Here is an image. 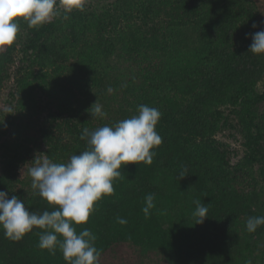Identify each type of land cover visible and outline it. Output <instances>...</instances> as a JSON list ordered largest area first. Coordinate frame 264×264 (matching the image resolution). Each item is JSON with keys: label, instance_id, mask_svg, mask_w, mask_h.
<instances>
[{"label": "trees", "instance_id": "trees-1", "mask_svg": "<svg viewBox=\"0 0 264 264\" xmlns=\"http://www.w3.org/2000/svg\"><path fill=\"white\" fill-rule=\"evenodd\" d=\"M59 11L34 28L21 20L0 50V191L52 211L22 171L45 156L67 163L89 147L85 128L147 105L161 113L153 163L122 166L114 195L75 226L96 236L98 264H264V225L246 230L264 216V55L249 52L264 0H85L68 20ZM96 102L103 118L91 116ZM195 201L208 207L198 225ZM41 231L12 241L0 228V264H68L59 246L38 247Z\"/></svg>", "mask_w": 264, "mask_h": 264}, {"label": "clouds", "instance_id": "clouds-1", "mask_svg": "<svg viewBox=\"0 0 264 264\" xmlns=\"http://www.w3.org/2000/svg\"><path fill=\"white\" fill-rule=\"evenodd\" d=\"M85 0H0V50L11 47L20 28V21L29 27L42 26L64 12L63 19H69L73 11L83 12ZM257 26L254 24L253 28ZM249 52L264 55V30L251 35ZM112 88L108 89L111 93ZM92 118H103L106 113L97 102L90 109ZM161 118L157 108L138 106V115L123 119L113 126H102L81 134L88 148L70 157L67 163H54L47 158L35 159V166L29 169L31 187L38 191L52 211L42 214L30 211L15 195L0 191V228L12 241H19L34 228L42 230L38 247L55 255L57 246L68 264H98L101 252L95 247L96 236L87 228L77 233L76 227L88 222L95 205L105 196L114 195L113 182L122 176V166L128 164L151 165L156 152L153 149L162 144V137L156 131ZM187 176V169L179 173V179ZM142 209L145 218L154 208V194L145 196ZM196 225L207 218L208 207L195 201ZM117 223L126 225L127 220L117 217ZM264 225V216L249 217L246 230L256 232ZM59 237V239H58ZM251 264V261L248 262Z\"/></svg>", "mask_w": 264, "mask_h": 264}, {"label": "rangeland", "instance_id": "rangeland-1", "mask_svg": "<svg viewBox=\"0 0 264 264\" xmlns=\"http://www.w3.org/2000/svg\"><path fill=\"white\" fill-rule=\"evenodd\" d=\"M228 140L233 143L234 147H236V148H239L240 147V144L238 142H236L234 139L229 138ZM44 158H46V156ZM30 168H31V166L30 167L27 166L24 169V171H22V174L25 175L26 171H29Z\"/></svg>", "mask_w": 264, "mask_h": 264}]
</instances>
